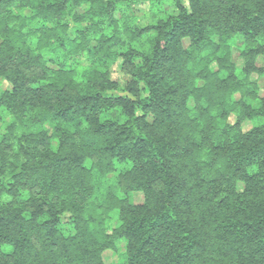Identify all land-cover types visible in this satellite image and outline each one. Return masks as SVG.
<instances>
[{
  "label": "trees",
  "instance_id": "trees-1",
  "mask_svg": "<svg viewBox=\"0 0 264 264\" xmlns=\"http://www.w3.org/2000/svg\"><path fill=\"white\" fill-rule=\"evenodd\" d=\"M261 75L264 0H0V264H264Z\"/></svg>",
  "mask_w": 264,
  "mask_h": 264
},
{
  "label": "rangeland",
  "instance_id": "rangeland-1",
  "mask_svg": "<svg viewBox=\"0 0 264 264\" xmlns=\"http://www.w3.org/2000/svg\"><path fill=\"white\" fill-rule=\"evenodd\" d=\"M230 44H231L232 54L235 57L238 55V53L241 50L242 42H241V40L234 38V39L230 40ZM116 69L117 68H115V71L113 73V76L115 78L120 76ZM254 78L257 79V82L259 83L260 86L264 85V75H261L258 77L254 76ZM8 88H9V85L3 79H0V90H4V89H8ZM247 127L248 126H246L245 128H247ZM113 176H114V174H110V177H113ZM131 199L134 202H139L142 199V195L140 193H137V194L135 193L132 195ZM113 224H115V223H113ZM120 252H122V251H120ZM120 252H112V251L104 252L103 258H104L105 264H122Z\"/></svg>",
  "mask_w": 264,
  "mask_h": 264
}]
</instances>
